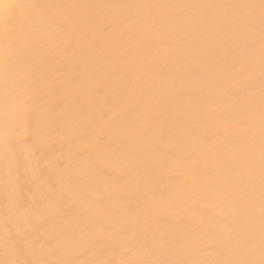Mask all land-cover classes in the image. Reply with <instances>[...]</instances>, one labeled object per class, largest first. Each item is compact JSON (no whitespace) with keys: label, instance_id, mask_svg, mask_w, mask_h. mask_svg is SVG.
Returning <instances> with one entry per match:
<instances>
[{"label":"bare ground","instance_id":"6f19581e","mask_svg":"<svg viewBox=\"0 0 264 264\" xmlns=\"http://www.w3.org/2000/svg\"><path fill=\"white\" fill-rule=\"evenodd\" d=\"M29 3L92 6L46 9L58 27L38 33L29 54L41 79L29 111L42 135L18 150L28 174L42 168L51 186L29 185V199L51 211L57 193L64 196L62 214L41 225L44 249L35 255L74 264L140 259L141 244L151 251L152 239L162 238L169 248L155 259H234L231 242L251 231L259 259L260 0H0V20L31 11L15 7ZM90 13L95 24L76 23ZM249 90L257 102L245 114ZM17 103L11 83L0 79V130L14 119L5 105ZM57 105L62 128L49 138V109ZM247 128L256 132L250 153L241 147ZM41 141L47 146L37 162ZM13 183L0 143V259L5 187ZM246 201L255 205L248 223Z\"/></svg>","mask_w":264,"mask_h":264},{"label":"snow or ice","instance_id":"6c2138e0","mask_svg":"<svg viewBox=\"0 0 264 264\" xmlns=\"http://www.w3.org/2000/svg\"><path fill=\"white\" fill-rule=\"evenodd\" d=\"M15 7L22 10H31L22 12L15 20L7 18L0 20V79L3 80L7 88L11 86L15 89L17 96V105L15 109L5 105V109L14 115V119H6L4 127L0 130V143L3 144L5 156V168L8 174L14 177V183L11 191L5 187L6 202L4 205L3 231L5 234V258L0 259V264H74L72 261L62 259H45L37 257V249L43 254L44 245L39 242V233L44 221L55 214H62L60 204L64 201L62 193H57L56 203L51 211L41 206L35 200L29 199L28 186L37 184L43 189H48L49 179L45 176L44 170L38 169V175H29L26 171L28 165L25 158L18 150V145L26 143L32 139V136L40 137L42 135L39 121L35 127L32 125L33 113L29 111L30 105L35 103L39 92L41 91L40 74L30 58V52L36 43V35L43 31L45 27L54 30L58 27L56 17L49 15L46 9L72 8V7H92V6H71V5H45V4H19ZM135 7L152 9L161 7L156 5H137ZM176 7V6H172ZM187 8L205 7L201 5L181 6ZM215 7L223 8H256L257 5H219ZM260 10V95H259V182H260V229H259V259L254 258L256 248L254 232L245 234L243 241L239 238L234 239L229 247V252L234 253L236 258L223 260H186V259H155L153 253L156 251H165L169 248V242L164 239L153 238L151 241V251H148L144 244H141L140 250L144 253L140 259H121L119 261H92L89 264H264V0H260L258 5ZM150 17L145 14L144 22L148 23ZM95 17L90 13L78 18V24H95ZM193 23L198 20L193 19ZM244 24L249 37L254 31L255 20L253 17H245ZM76 24L72 25L74 29ZM208 27L214 28L215 25ZM70 30V29H65ZM154 31L159 34L160 29L154 27ZM193 40L199 38V33L190 30ZM67 50V48L65 49ZM246 78L253 80L255 72L251 69H245ZM247 107L245 114L254 110L257 98L251 90L246 97ZM59 105L49 109V127L52 129L49 138L53 134H59L62 128L61 122L55 118L56 109ZM256 142V132L254 128L246 129L245 143L241 147L246 152L252 151V146ZM46 142H38L34 146L33 156L39 162L43 157ZM134 166L140 167L143 161H133ZM250 173L254 171V159L248 161ZM81 193V198H83ZM41 198H47V191H42ZM246 207L242 208V216L245 223L251 219L254 210V203L246 201ZM130 251L135 254L136 248ZM52 250L49 248V253Z\"/></svg>","mask_w":264,"mask_h":264}]
</instances>
